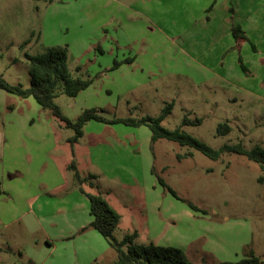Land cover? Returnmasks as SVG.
<instances>
[{"label":"rangeland","instance_id":"374dc122","mask_svg":"<svg viewBox=\"0 0 264 264\" xmlns=\"http://www.w3.org/2000/svg\"><path fill=\"white\" fill-rule=\"evenodd\" d=\"M211 1L0 0V75L12 85L28 87L25 54L66 46L71 76L93 81L75 97H55L63 114L79 115L83 109L96 107L105 111V117H156L172 102L170 114L161 122L167 129L179 127L184 116L200 118L199 125L181 129L213 149L237 143L245 149L257 144L264 147V60L251 74H245L234 65L238 48L219 56L210 53L206 34L193 33V29L205 18ZM251 55L241 57L247 62ZM130 57L134 62L125 61ZM113 60L120 66L109 69ZM24 99L0 89V183L5 185L1 184L5 193L0 195V264H114L115 251L103 237L105 250L98 260L90 258L88 251H76L73 241L48 243L46 229L67 224L62 216L51 219L46 202L53 204L75 187L79 192L84 182L79 185L67 167L66 178L59 176L67 183V192L53 195L39 188L42 194L36 203L42 210L30 202L28 192L17 190L24 185L19 176L14 177L9 162L7 132H20L28 155L41 144L22 131L30 118L33 128L49 129L54 126L52 119L62 125L47 110L35 109ZM222 123L230 127L229 132L217 133ZM64 130L69 137L73 135L71 129ZM57 131L55 137L62 133ZM147 134H151L149 129L142 126L136 135L133 161L140 179L147 156L151 159V174H143L148 188L135 191L133 203L119 208L123 220L115 238L136 231V243L180 248L194 264L234 262L249 252L264 264V170L235 153L222 152L212 160L174 141L151 143ZM67 143L73 155V145ZM85 144L91 146L86 139ZM36 154L52 162L43 152ZM99 163L105 165L101 159ZM79 174L85 178L88 172ZM156 177L178 198L159 185ZM101 180L95 181L101 189L107 185L120 195L118 187ZM87 181L91 180L83 187L89 191ZM82 216L90 220L88 212Z\"/></svg>","mask_w":264,"mask_h":264},{"label":"crops","instance_id":"0c3cea01","mask_svg":"<svg viewBox=\"0 0 264 264\" xmlns=\"http://www.w3.org/2000/svg\"><path fill=\"white\" fill-rule=\"evenodd\" d=\"M232 23L241 27L248 41L242 39L235 41L233 39L230 32ZM194 27L193 33L198 31L206 34V43L212 55L219 56L224 51L235 50V48H238L237 54L240 56L243 54L248 55V52H252L251 58L249 57L247 62L241 57L244 66L246 68L247 65L249 66L247 70L250 74L264 60V57H261V50H264V0H212L206 9L205 18ZM251 44L254 49L251 47ZM241 51H243L242 55L240 54ZM130 58L132 60L131 63L134 62L135 58ZM235 59L234 65L236 63L238 67L237 56ZM138 85L140 84H135L134 87ZM24 100L31 107H35V109L39 106L32 97H27ZM18 103L21 104L20 101ZM101 110V114L105 113L103 109ZM77 114L72 116L68 114L64 115L70 120H74L78 116ZM106 118L112 117L106 116ZM52 120L55 127L51 125L49 129H44L39 127L40 125L36 126L37 128H33V119L30 118L27 121L31 129L28 130V126L22 130L26 131V134L34 136L37 142H41V144L37 143L36 151L43 152V154H46L44 155L46 157L50 156L52 162L40 159V156L42 157L43 155L36 154V151L33 152L34 150L26 155L22 148L21 142L23 138H21L20 132L13 130L7 132V144L10 146L8 153L11 150L10 157L12 158L9 162L14 168V173L17 174H14V177L19 176L22 185H24L23 188H17V190L19 193L28 192L30 194L29 200L33 205L41 209V206L36 203L42 194L38 192L39 188L41 190H48L53 195H58L65 190L67 192V183L60 181V178L62 179V177L67 176L65 170L70 160H74L79 172L86 171L88 174L96 176L95 179L87 181L89 191L83 187V183L86 181L81 184V188L88 193H100L103 195L109 206L118 213H120L119 208L122 204L133 203L135 191H139L141 188L145 192V188H148L144 186L146 182L144 183L143 174H147L148 172L151 174V159L147 156V164L142 166L140 179L137 176L138 168L134 165L133 161L137 157L134 154L136 135L142 126L128 127L124 125L118 126L122 125L120 123L107 124L94 120L88 121L83 127L82 136L72 146V155L67 143L69 136L64 130L66 128L63 127L61 121L58 120L62 124L60 126L54 119ZM57 130H61L62 133L60 132L55 137L58 132ZM141 133L146 134L142 130ZM150 135H146L148 140H150ZM85 139L90 142L91 146H86ZM100 159L105 165L99 163ZM98 166L100 167L99 170H97ZM101 178L105 180L103 183H111L112 188L118 187L120 195L112 193L111 189H109L110 187H106L107 185L104 189H101L98 184L102 181ZM96 180L98 183H95ZM1 184L4 185V181L0 183V186ZM2 186L1 190L3 194L5 193V187ZM16 186L17 184H15ZM68 191L70 192L66 193L65 197L56 200L53 204L46 202L51 219L57 220L59 216H62L64 222L67 224V226H52L46 229L48 243L53 244L54 240L64 241L65 243L73 241L72 244L76 251H88L90 258L98 260L103 257L105 242L95 229L88 226L92 219L91 216L89 215L90 220L82 216L88 212V201L81 193L79 194L77 187ZM144 192L142 193L146 200ZM126 199L130 201L124 202ZM122 220L123 215L119 223Z\"/></svg>","mask_w":264,"mask_h":264},{"label":"trees","instance_id":"16d2710c","mask_svg":"<svg viewBox=\"0 0 264 264\" xmlns=\"http://www.w3.org/2000/svg\"><path fill=\"white\" fill-rule=\"evenodd\" d=\"M230 32L235 41L242 39L248 41L244 31L237 24L232 23ZM251 47L254 49L253 45ZM99 52L101 50L99 49ZM68 50L66 46H49L43 52L37 54H25L28 62L29 85H12L6 82L0 75V89L9 94L20 98L32 97L39 107L47 110L50 115L58 118L65 128L71 129L73 135L68 138V142L73 145L83 134L84 125L91 120L107 124L121 123L132 127L146 126L151 135L150 142L154 143L158 139H166L193 148L206 157L216 160L220 153L229 152L244 156L246 159L257 163L261 170H264V147L254 145L251 149H245L240 143L229 145L223 144L218 149H213L201 140L185 133L181 127L187 125H199L200 118L189 119L187 116L182 118L179 127L167 129L161 125L162 120L171 112L173 103L168 102L161 109L156 117L144 116L141 118L131 117H112L106 118L100 112L101 109L87 108L74 119L67 118L60 108L55 104L54 99L58 94L75 97L80 91L87 88L93 81L92 78L72 77L67 66ZM131 62V58L125 59ZM237 63L243 73H248L244 66L241 56H237ZM119 62L113 60V65L109 69L118 67ZM79 67L75 70L79 71ZM59 84L60 89H59ZM230 127L226 123L218 124L217 133L229 132ZM188 155V154H187ZM185 155L184 157H187ZM67 169L72 171L73 178L80 185L83 181L95 179L96 176L88 174L85 178L81 177L74 160H71ZM157 182L172 196L178 198L176 192L168 186L162 179L156 177ZM79 192L88 201V212L91 216L89 227L95 229L108 243L110 248L115 251L116 260L114 264H194L180 248L174 246H163L154 243H136V231L124 234L122 239L117 240L114 232L119 224L120 215L112 209L103 195L100 193L92 194L85 192L79 187ZM2 193L0 186V194ZM194 208L192 204H189ZM217 264H261L259 257L249 252L244 258L238 261H219Z\"/></svg>","mask_w":264,"mask_h":264}]
</instances>
